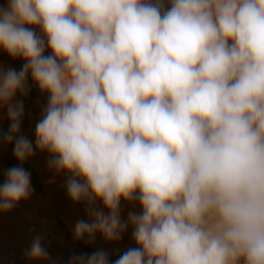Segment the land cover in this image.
<instances>
[{"label":"clouds","instance_id":"9594fccd","mask_svg":"<svg viewBox=\"0 0 264 264\" xmlns=\"http://www.w3.org/2000/svg\"><path fill=\"white\" fill-rule=\"evenodd\" d=\"M0 48L25 61L0 67V145L71 174L89 216L76 239L119 242L131 226L137 247L114 264H264V0H10ZM29 74L49 95L35 147L16 99ZM33 192L31 173L9 168L0 213ZM122 199L142 213L122 220ZM26 255L49 259L40 236Z\"/></svg>","mask_w":264,"mask_h":264},{"label":"rangeland","instance_id":"374dc122","mask_svg":"<svg viewBox=\"0 0 264 264\" xmlns=\"http://www.w3.org/2000/svg\"><path fill=\"white\" fill-rule=\"evenodd\" d=\"M10 0H6L0 9H8ZM28 27V25H25ZM35 33L42 36L47 43V37L40 27H34ZM42 33V34H41ZM231 43V42H230ZM45 55H53L52 51ZM25 61L13 59L3 48H0V67L20 71ZM30 92L27 97L17 94L16 99L24 104V117L21 125V134L32 141L35 147V126L42 118L43 110L48 104L49 95L42 93L33 82L31 74L28 76ZM32 108L33 110H31ZM10 120L6 109L0 110V132L7 133ZM51 158L47 152L36 150L35 155L22 165L13 154L12 144L0 145V184L6 179V172L11 167L22 166L31 173L33 195L27 201H21L12 211L0 213V264H44L46 260H31L26 253L36 236L41 237L42 246L51 256L55 249H63L64 256L70 255V249L79 251L82 255H91L97 250L108 254L109 264L124 251L137 247L132 227L123 235L119 242H109L97 233L93 241L87 237L78 240L75 237L74 226L79 220H88L89 216L84 203H76L67 193V181L71 174L57 173L50 169L48 161ZM97 207L107 214L102 201H97ZM139 203H129L122 199L121 218L127 221L129 213H142ZM42 262V263H41Z\"/></svg>","mask_w":264,"mask_h":264},{"label":"bare ground","instance_id":"6f19581e","mask_svg":"<svg viewBox=\"0 0 264 264\" xmlns=\"http://www.w3.org/2000/svg\"><path fill=\"white\" fill-rule=\"evenodd\" d=\"M5 1L6 0H0V6H3L2 4H4ZM28 27H31V26H28ZM33 29L35 30V28H33ZM45 44H46V49H45V53H46V52H49V50H51V49L49 47H47V43H45ZM30 109L33 110L32 108H30ZM63 251H64V248L61 250H60V248L55 249L53 251V254L51 256H49V259L44 261V264H72V258L74 256H81L82 255L79 251L74 250L73 248H71L69 250L71 254L68 256H64ZM35 264H40V263L35 262Z\"/></svg>","mask_w":264,"mask_h":264}]
</instances>
